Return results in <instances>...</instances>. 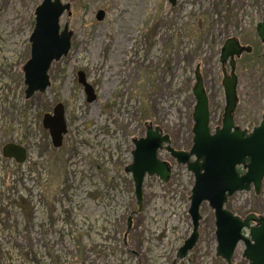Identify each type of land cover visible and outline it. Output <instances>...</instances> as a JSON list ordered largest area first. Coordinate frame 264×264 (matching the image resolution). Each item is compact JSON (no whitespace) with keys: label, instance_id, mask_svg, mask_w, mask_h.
Masks as SVG:
<instances>
[{"label":"rangeland","instance_id":"374dc122","mask_svg":"<svg viewBox=\"0 0 264 264\" xmlns=\"http://www.w3.org/2000/svg\"><path fill=\"white\" fill-rule=\"evenodd\" d=\"M42 1L0 0V264H226L216 256L208 203L196 247L177 259L192 232L195 179L186 165L160 152L171 180L146 177L141 212L125 168L133 162V141L151 124L171 137L173 148L191 149L198 66L211 129L222 126L220 53L231 37L253 48L237 60L235 124L252 131L261 123L264 43L256 28L264 0H62L70 5L60 26L72 33L71 50L51 65L49 88L26 99L23 67ZM58 105L67 133L55 148L43 120ZM9 143L26 149L24 163L3 156ZM226 207L243 218L264 215V182L260 195L238 192ZM244 249L241 243L236 264H248Z\"/></svg>","mask_w":264,"mask_h":264},{"label":"water","instance_id":"95a60500","mask_svg":"<svg viewBox=\"0 0 264 264\" xmlns=\"http://www.w3.org/2000/svg\"><path fill=\"white\" fill-rule=\"evenodd\" d=\"M176 0H170L175 5ZM70 9L62 0H43L35 10V27L30 37V59L23 67L25 96L30 99L36 93H44L50 86L49 70L54 62L67 56L71 50L72 33L67 28L61 31L60 19ZM103 18L99 12L97 19ZM257 35L264 43V19L257 24ZM253 48L244 46L236 37L225 41L221 48L222 86L225 107L222 126L214 131L210 122V101L198 66L195 71L196 84L193 95L196 100L193 111V145L189 151L177 150L171 137L159 126L147 127L145 137L133 141V162L126 167L132 174L138 212L143 208V185L146 176H157L163 183L171 179V165L161 160L159 153L166 151L178 164L186 165L194 175V186L189 197V215L192 232L177 254L178 260L185 259L197 245L200 238L201 208L208 203L214 211L216 256L226 264H236L234 256L243 243V258L248 264H264V215L250 213L240 217L226 208L229 198L238 192L261 194L264 182V114L261 123L252 131L242 130L235 124V112L239 104L237 60L244 54H251ZM229 68V69H228ZM82 81V80H81ZM93 101V90L82 81ZM43 126L50 133L53 146L60 148L67 126L63 117V106L55 107L53 114L46 115ZM6 159L21 164L26 159L23 146L9 143L3 148ZM241 169L243 172H239ZM133 215L128 218L125 238L128 236Z\"/></svg>","mask_w":264,"mask_h":264},{"label":"trees","instance_id":"16d2710c","mask_svg":"<svg viewBox=\"0 0 264 264\" xmlns=\"http://www.w3.org/2000/svg\"><path fill=\"white\" fill-rule=\"evenodd\" d=\"M239 172H241V173H242V170H241V169H239Z\"/></svg>","mask_w":264,"mask_h":264}]
</instances>
